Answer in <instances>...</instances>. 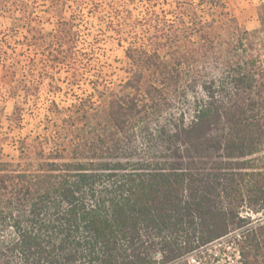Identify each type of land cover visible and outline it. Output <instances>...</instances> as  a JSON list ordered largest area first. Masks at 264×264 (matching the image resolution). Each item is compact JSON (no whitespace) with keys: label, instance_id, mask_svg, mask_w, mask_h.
Returning <instances> with one entry per match:
<instances>
[{"label":"trees","instance_id":"obj_1","mask_svg":"<svg viewBox=\"0 0 264 264\" xmlns=\"http://www.w3.org/2000/svg\"><path fill=\"white\" fill-rule=\"evenodd\" d=\"M169 1L132 23L114 9L115 33H142L124 40L127 79L90 82L95 102L65 110L36 164L0 158V264H212L223 242L238 264H264V3L258 30L220 44L201 15L209 0ZM75 2L49 0L55 28L43 31L26 0H0V17L71 85ZM21 67L3 62L0 83L13 89Z\"/></svg>","mask_w":264,"mask_h":264},{"label":"rangeland","instance_id":"obj_2","mask_svg":"<svg viewBox=\"0 0 264 264\" xmlns=\"http://www.w3.org/2000/svg\"><path fill=\"white\" fill-rule=\"evenodd\" d=\"M26 1L35 8L39 21L35 25L42 27L43 31L53 30L55 19L50 18L45 9L49 0ZM199 1L202 0H194L196 3ZM263 3L264 0H209V5L202 9L201 15L206 20H215L216 33L220 36L219 40H223H218V43H223L234 39L240 31L250 33L258 30V7ZM152 6L156 9H171L169 0H135L134 3L127 0H76L74 4L68 5L67 16L77 17L78 11L84 13L83 22L77 25L80 38L74 52L78 61L77 85H71L72 78L66 69H51L45 54L25 44L26 31L12 30V22L0 17V77L3 74V62L20 61L22 64L12 83L13 89L0 83L2 161L20 165L29 162L31 165L36 164L33 158L40 150L51 147L50 140L54 136L52 125L61 123L60 118L64 117L65 110L88 99L95 102L96 95L90 82L99 78L114 88L127 79L124 53L127 44L124 40L141 39L142 33H127L125 26L122 34L115 33L119 22L115 19L118 14L114 13V9L119 14L125 9L130 10L131 19L127 22L132 23L140 20L146 8ZM220 14H223L222 17ZM20 81L29 82V91H16ZM15 106L20 107L16 114ZM57 116H60L59 119ZM209 248V255L215 259L212 264H238L237 252L226 243ZM189 263L196 264V259H190Z\"/></svg>","mask_w":264,"mask_h":264}]
</instances>
